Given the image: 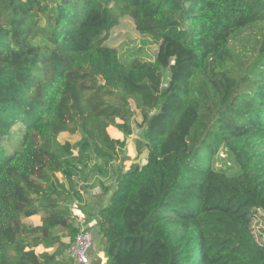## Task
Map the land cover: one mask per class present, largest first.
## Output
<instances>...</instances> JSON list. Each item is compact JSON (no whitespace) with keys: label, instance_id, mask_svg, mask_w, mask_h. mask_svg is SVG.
<instances>
[{"label":"trees","instance_id":"1","mask_svg":"<svg viewBox=\"0 0 264 264\" xmlns=\"http://www.w3.org/2000/svg\"><path fill=\"white\" fill-rule=\"evenodd\" d=\"M123 15L154 60L106 44ZM256 25L246 57L235 42ZM111 125L144 128L148 158L118 170L92 264H264V0H0V264H77L76 177L128 158Z\"/></svg>","mask_w":264,"mask_h":264},{"label":"rangeland","instance_id":"2","mask_svg":"<svg viewBox=\"0 0 264 264\" xmlns=\"http://www.w3.org/2000/svg\"><path fill=\"white\" fill-rule=\"evenodd\" d=\"M262 28L260 25L250 27L241 33L240 39L235 42L236 49L242 54L244 53L248 57L252 52L254 46H256L257 39L262 35ZM106 44L117 47L120 58L123 61H130L133 59H145L154 60L158 51V43L150 34L141 33L134 21V18L130 15H123L120 18L119 24L108 35ZM136 119L141 121L138 110H136ZM121 122L120 119L116 120ZM109 135L115 139L127 140V156L124 158L123 154L121 159L114 160L112 163H105L103 160L94 158L87 162V166L83 167L76 177L77 188L81 191L82 199L73 196L70 206L74 220L79 222L82 228H86L92 234L94 241L95 235L97 237V219L95 214L102 205L108 204L109 199L116 189L115 177L119 169L127 170L133 163H145L148 158V151L142 146L145 142L144 128L134 127L132 135L125 138L124 133L114 125L107 128ZM82 134L76 132L75 134L67 131L60 133L58 139L61 142L71 141L76 143L80 140ZM142 146V150L138 146ZM77 153V151H76ZM217 165L224 168H230V171H235V163L224 150H221L216 156ZM229 170V169H228ZM60 180L62 175L58 174ZM261 218H257L253 221V229L256 235H261L258 238L264 239V213H260ZM28 224H41V215H34L25 218ZM88 223V226H86ZM59 234H63L62 230H57ZM64 241H70V238L65 237ZM95 246H97V240ZM94 246V247H95ZM44 251H53L52 247H46V245H40L35 248V252L42 253ZM68 252V250H67ZM95 254V252H94ZM101 257V264H105L107 258L103 251L97 252Z\"/></svg>","mask_w":264,"mask_h":264},{"label":"built area","instance_id":"3","mask_svg":"<svg viewBox=\"0 0 264 264\" xmlns=\"http://www.w3.org/2000/svg\"><path fill=\"white\" fill-rule=\"evenodd\" d=\"M94 247V238L86 228H82L73 239L68 249L69 258L77 264H92Z\"/></svg>","mask_w":264,"mask_h":264},{"label":"crops","instance_id":"4","mask_svg":"<svg viewBox=\"0 0 264 264\" xmlns=\"http://www.w3.org/2000/svg\"><path fill=\"white\" fill-rule=\"evenodd\" d=\"M92 253L94 254V251H92Z\"/></svg>","mask_w":264,"mask_h":264}]
</instances>
